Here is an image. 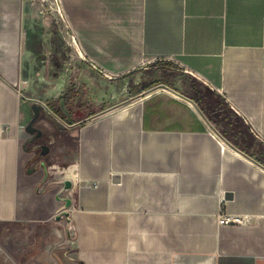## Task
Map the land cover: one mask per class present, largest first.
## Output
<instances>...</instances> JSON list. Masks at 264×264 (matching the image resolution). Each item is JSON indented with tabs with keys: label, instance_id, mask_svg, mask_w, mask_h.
I'll return each mask as SVG.
<instances>
[{
	"label": "crops",
	"instance_id": "crops-1",
	"mask_svg": "<svg viewBox=\"0 0 264 264\" xmlns=\"http://www.w3.org/2000/svg\"><path fill=\"white\" fill-rule=\"evenodd\" d=\"M40 1L0 0V264L64 213L83 264H264V0H61L84 56Z\"/></svg>",
	"mask_w": 264,
	"mask_h": 264
},
{
	"label": "built area",
	"instance_id": "built-area-1",
	"mask_svg": "<svg viewBox=\"0 0 264 264\" xmlns=\"http://www.w3.org/2000/svg\"><path fill=\"white\" fill-rule=\"evenodd\" d=\"M56 3L58 13L60 14L63 20H66L68 26L71 28L67 16L63 10L61 0H56ZM72 43L78 53L81 56H84L85 50L80 44L79 39L75 36V34H72ZM220 217L221 222L229 223L231 221V218L227 215H221ZM60 218L65 221L67 233L65 235L64 240L58 245L54 246L52 253L54 264H83L77 256V252L79 249L77 225L74 223L73 219H70L69 216H67L66 213L62 214Z\"/></svg>",
	"mask_w": 264,
	"mask_h": 264
},
{
	"label": "water",
	"instance_id": "water-1",
	"mask_svg": "<svg viewBox=\"0 0 264 264\" xmlns=\"http://www.w3.org/2000/svg\"><path fill=\"white\" fill-rule=\"evenodd\" d=\"M31 110H32L33 117L26 124L25 129L29 134L33 135L34 139H38V138L42 137L44 134L43 130L35 125V122L39 119V117L41 115H43L46 119L52 121L57 126H60V122L56 118H54L53 116L48 114L47 111L45 110L44 106L40 102H37V101L33 102L31 105ZM51 142H52V139L48 142H43L41 144L34 145L31 147V151H36L37 149L40 148V151H38L36 154V158L43 157L49 152ZM27 144H28V141L26 142L25 145H27ZM40 164L41 163L39 162L35 166L29 168V172L36 171L39 168ZM65 184H66V186H65L64 190H67L71 187V183L69 180H66ZM66 202H67L66 207H68L70 205V200L67 198Z\"/></svg>",
	"mask_w": 264,
	"mask_h": 264
},
{
	"label": "rangeland",
	"instance_id": "rangeland-1",
	"mask_svg": "<svg viewBox=\"0 0 264 264\" xmlns=\"http://www.w3.org/2000/svg\"><path fill=\"white\" fill-rule=\"evenodd\" d=\"M40 3H41V8H42L41 13L43 14L44 18L49 19L51 28L55 29V33H59L60 35L66 36V42L65 44H63L66 48V51H70L73 49L75 50V47L73 46V44L70 45L69 43V40H71L70 42H72V39H71L72 34L70 33V30H69L70 27L68 26V23L66 22V20H63L60 14L58 13L56 0L40 1ZM71 61L72 59L66 60L67 66H68V63H70ZM164 64L162 63L160 65H164ZM36 101L40 102L44 106L48 114H55V112H53V109L48 104H46V102H43V100H40V99L34 100L33 102H36ZM40 117L42 118L44 116L41 115ZM39 120L40 118L37 120L36 123H38ZM29 145L34 146L35 144H29Z\"/></svg>",
	"mask_w": 264,
	"mask_h": 264
},
{
	"label": "flooded vegetation",
	"instance_id": "flooded-vegetation-1",
	"mask_svg": "<svg viewBox=\"0 0 264 264\" xmlns=\"http://www.w3.org/2000/svg\"><path fill=\"white\" fill-rule=\"evenodd\" d=\"M32 117H33V115H32ZM40 118V117H39ZM37 122V121H36ZM36 122H35V124H36ZM41 143H43L42 142V137H40V138H38V139H34L33 138V135H31V137H29V139H28V144H35V145H37V144H41ZM37 151H40V148L39 149H37Z\"/></svg>",
	"mask_w": 264,
	"mask_h": 264
},
{
	"label": "bare ground",
	"instance_id": "bare-ground-1",
	"mask_svg": "<svg viewBox=\"0 0 264 264\" xmlns=\"http://www.w3.org/2000/svg\"><path fill=\"white\" fill-rule=\"evenodd\" d=\"M48 1H50V0H48Z\"/></svg>",
	"mask_w": 264,
	"mask_h": 264
}]
</instances>
